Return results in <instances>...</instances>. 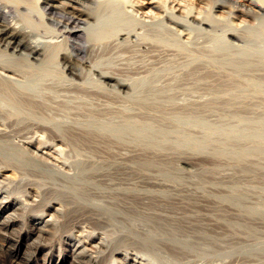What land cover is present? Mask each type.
Listing matches in <instances>:
<instances>
[{
  "label": "rangeland",
  "instance_id": "374dc122",
  "mask_svg": "<svg viewBox=\"0 0 264 264\" xmlns=\"http://www.w3.org/2000/svg\"><path fill=\"white\" fill-rule=\"evenodd\" d=\"M60 1L54 10L44 8L43 0L1 1L10 10L9 16L0 14V25H25L42 46L48 42L57 46L51 45L54 49L50 52L52 48L46 45L47 52L32 55L23 48L12 49L0 34V152L8 160H20L11 165L15 160L7 162L0 157V169L11 167L17 177L5 179L4 185L19 186L14 193H30L31 198H37L32 193L48 196L59 189L85 192L90 200L93 194L89 193H96L92 198L102 199H95L102 206L106 199L105 206L114 208L111 210L123 225L107 224L113 221L111 215L105 227H94L86 215L78 214L70 221L72 225L66 223L67 214L56 213L61 219L60 231L54 239L44 235L38 243L34 237L27 240L20 236L18 229L6 230L9 235L0 229V243L5 244H0V264H62L58 259L61 245L68 250L72 247L66 240L69 232L76 231L75 239L84 240L91 230L110 233L115 228L123 234L129 227L138 230L139 224L145 227L139 229L141 235L152 233L155 241L166 235L169 241L174 239L173 245L182 249L183 255L166 246L162 252L175 254L177 260L164 254L172 264H264V0H103L105 10H99L100 17L95 8L89 9L93 4ZM82 9L97 16L92 14L95 21L91 18L82 24V37L73 38L68 27L76 11ZM67 59L79 79L69 72ZM114 193H140L141 197L135 204L137 198L130 196L124 201L119 196L123 201L119 203ZM40 201L26 210L25 228H33L31 216L42 212ZM127 203L130 205L125 208ZM131 206L134 214L128 210ZM135 208L151 219L144 221ZM125 209L132 216L125 214ZM20 212L18 217L23 219ZM153 215L158 222L163 217L161 226L156 227ZM131 217L133 221H129ZM122 218H127L128 224ZM164 223L165 229H180L181 225L182 229L165 231L178 233L176 236L164 231L166 235H161V230L158 235V229L165 230ZM202 226L207 228L202 229V234L204 230L207 233L205 239L195 231L200 228L201 232ZM159 240L160 249L152 244V249L157 248H149V252L162 251L164 241ZM180 245H187L184 248H191L190 252ZM87 246L88 253L96 250ZM121 246L112 253L107 250L106 264L119 252L146 256L142 244ZM48 249L53 256H44ZM159 254L157 260L151 258L159 261Z\"/></svg>",
  "mask_w": 264,
  "mask_h": 264
},
{
  "label": "bare ground",
  "instance_id": "6f19581e",
  "mask_svg": "<svg viewBox=\"0 0 264 264\" xmlns=\"http://www.w3.org/2000/svg\"><path fill=\"white\" fill-rule=\"evenodd\" d=\"M2 0H0V2H1ZM4 1H8V2H10V1H13V0H4ZM24 1V0H23ZM38 1V0H37ZM60 0H43V4H44V8H47V9H49V10H54V9H57V8H59L60 7V5H61V3H62V1H60ZM74 1H80V0H74ZM82 1H84L85 3H87V4H93V5H95L94 7H90V5H89V9H94V12H95V10L97 11V13L96 14H98V16L99 15H101L102 13H98L99 12V10L101 9V12H102V10L104 9L103 7H104V5L105 4H103V3H105V2H103V0H98V1H96V0H81V2ZM100 1V2H99ZM107 1V0H106ZM14 2L15 3H20V2H22V0H14ZM63 2L66 4V2L63 0ZM69 2V1H68ZM80 2V3H81ZM114 2H117V1H114ZM113 2V3H114ZM262 2V1H261ZM3 3V4H2ZM72 3V2H71ZM83 3V2H82ZM263 3H264V1H263ZM103 4V5H102ZM110 4H112V3H110ZM15 5V4H14ZM78 5V4H77ZM92 5V6H93ZM106 5H108V4H106ZM41 6V5H40ZM69 6V5H68ZM101 6H103V7H101ZM110 6V5H109ZM6 7L8 8V6H7V3H4V2H1L0 3V14H3V15H5V17L8 15V12H9V10L8 9H6ZM62 7V6H61ZM78 7V6H77ZM105 7H107V6H105ZM103 8V9H102ZM14 9H16V8H14ZM86 9V8H85ZM65 10V9H64ZM68 10V9H67ZM83 10V9H82ZM82 10H78V11H76V15L75 16H73L72 18H74L71 22H70V24H69V29H68V33H69V36H72L73 38L74 37H80L84 32H83V28H82V24L84 23V22H86V21H90V19L91 18H93L92 17V12L93 11H89V12H86V11H82ZM105 10V9H104ZM107 10V9H106ZM111 10V9H110ZM15 11V10H14ZM16 11H18V10H16ZM116 11H117V8H116ZM116 11H115V13H116ZM34 12V11H33ZM52 12V11H51ZM18 13V12H17ZM30 13V12H29ZM104 13V12H103ZM15 14V13H14ZM19 14V13H18ZM75 14V13H74ZM105 14V13H104ZM108 14V13H107ZM112 14V13H111ZM94 16H97V15H95V14H93ZM113 15H114V13H113ZM119 15H120V13H119ZM9 16V15H8ZM20 16V15H19ZM26 16V15H25ZM110 16V15H109ZM121 16V15H120ZM12 17V16H11ZM68 17V16H67ZM100 17V16H99ZM99 17H96V18H98V19H100ZM111 17V16H110ZM113 18V17H112ZM120 18V17H119ZM126 18V17H125ZM28 19V18H27ZM94 19V18H93ZM92 19V20H93ZM103 19V18H102ZM108 19H110V18H108ZM118 19V18H117ZM124 19V18H123ZM205 19V18H204ZM18 20V19H17ZM94 21H95V19H94ZM118 21V20H117ZM124 21V20H123ZM122 21V22H123ZM12 22V21H11ZM30 22V21H29ZM28 22V23H29ZM33 22V21H32ZM59 22V21H58ZM100 22V21H99ZM111 22V21H110ZM110 22H109V24H110ZM126 22V21H125ZM31 23V22H30ZM97 23V22H96ZM103 23V22H102ZM107 22H105V24H106ZM117 23V22H116ZM120 23V22H119ZM119 23H117L118 25H119ZM127 23H129L128 22V20H127ZM31 24H34V22L33 23H31ZM66 24V23H65ZM88 24V23H87ZM108 24V25H109ZM116 24V25H117ZM130 24H131V22H130ZM129 24V25H130ZM30 25V24H29ZM92 25V24H91ZM101 25V24H100ZM116 25H114L113 27H115ZM36 26V25H35ZM85 26V25H84ZM89 26V25H88ZM111 26V25H110ZM124 26V25H123ZM127 26V25H126ZM125 26V27H126ZM24 27H25V25H24ZM24 27H20V26H17V25H15V23L14 24H12V23H6V24H1L0 25V34L2 35V37L4 38V40H5V42H7V44L9 45V47H11L12 49H14V50H17V49H26V50H28L29 52V54H32V55H38V56H40L42 53H43V51H45L46 49H44L45 47H46V45L44 46H42L38 41H36V40H33V37L30 35V33L27 31V29L25 30L24 29ZM31 27V26H30ZM94 27H95V25H94ZM106 27H108V26H106ZM119 27H120V25H119ZM127 27H129V26H127ZM126 27V28H127ZM109 28V27H108ZM117 29H118V26L116 27ZM124 28V27H123ZM89 29H91V28H89ZM64 30V29H63ZM106 30V29H105ZM119 30H121V28L119 29ZM95 31H96V29H95ZM94 31V32H95ZM112 31V30H111ZM115 31V28L113 29V31L112 32H114ZM117 31V30H116ZM93 32V33H94ZM34 33V32H33ZM62 33V32H61ZM97 32H95V34H96ZM101 33H103V32H101ZM85 34V33H84ZM83 34V35H84ZM87 34H88V32H87ZM92 33H90L89 35H91ZM67 35V34H66ZM89 35H86L85 36V38L87 37V36H89ZM97 35H98V33H97ZM102 35H106V37L105 36H102V37H104V38H107V34H102ZM110 35H112V34H110ZM92 36V35H91ZM90 36V37H91ZM98 36H101L100 34L98 35ZM108 36H109V33H108ZM82 37V36H81ZM90 37H87V38H90ZM77 39V38H76ZM90 39H92V38H90ZM37 40H38V38H37ZM88 40V39H87ZM124 40V39H123ZM127 40V39H126ZM173 40H175V39H173ZM177 40V39H176ZM175 40V41H176ZM41 41H42V39H41ZM47 41V40H46ZM67 41V40H66ZM54 42V41H53ZM42 43H43V41H42ZM55 43V42H54ZM57 44V43H56ZM48 45H50V47L52 48V46L54 47L55 45H53V44H50L49 42H48ZM48 45H47V47H48ZM52 45V46H51ZM60 45V44H59ZM82 46V45H81ZM7 47V46H6ZM44 47V48H43ZM46 47V48H47ZM49 47V48H50ZM55 47H57V46H55ZM54 48H52V49H50V52H51V50H53ZM55 49H57V48H55ZM22 51H24V50H22ZM46 52H47V50H46ZM49 52V53H50ZM22 53V52H21ZM54 53H55V51H54ZM57 53V52H56ZM28 54V55H29ZM45 54V53H44ZM51 54H53V53H50V55ZM58 54V53H57ZM57 54L55 55V57H56V59H57ZM48 55V54H47ZM46 55V56H47ZM49 55V56H50ZM54 55H53V57H54ZM26 56H27V54H26ZM31 56V55H30ZM52 57V56H51ZM50 57V58H51ZM54 57V58H55ZM27 58V57H26ZM29 58V57H28ZM47 58V57H46ZM45 59V58H44ZM48 59V58H47ZM71 59V58H70ZM28 60V59H27ZM46 60V59H45ZM44 60V61H45ZM52 60H53V58H52ZM9 61V60H8ZM67 63H68V65H70L69 66V72L74 76V77H79L80 75H78L77 74V72L76 71H74L73 70V66L71 65V61L70 60H68L67 59V61H66ZM56 63H57V60H56ZM51 67H52V65H50ZM57 66V65H56ZM50 67V68H51ZM55 67V66H54ZM75 68V67H74ZM45 69V68H44ZM55 70H53V72H54ZM82 71V70H81ZM86 76V75H85ZM80 78V77H79ZM78 78V79H79ZM90 78V77H89ZM12 81V80H11ZM117 82V81H116ZM1 84V83H0ZM119 85L120 86H122V87H125V84H123V83H120L119 82ZM116 86V85H115ZM128 89V88H127ZM1 91H3V90H1ZM17 91V90H16ZM14 92V91H13ZM6 93V92H5ZM14 94V93H13ZM15 95V94H14ZM17 96V95H16ZM15 99V98H14ZM17 99V98H16ZM10 100V99H9ZM21 100V99H20ZM3 101V100H2ZM19 100H16V103H19V102H21V101H19ZM29 101V100H28ZM22 104V103H21ZM8 105V104H7ZM1 109V108H0ZM2 111V110H1ZM38 112V111H37ZM1 113V112H0ZM3 114V113H2ZM8 115H9V113H8ZM3 116V115H2ZM5 116V115H4ZM84 116V115H83ZM86 116V115H85ZM85 116H84V118H85ZM8 117V116H7ZM10 117V116H9ZM22 117H23V115H22ZM51 117H53L52 115H51ZM56 117V116H55ZM61 117V116H60ZM59 117V118H60ZM70 117V116H69ZM87 117V116H86ZM41 118V117H40ZM58 118V117H57ZM61 118H64V116L62 115V117ZM82 118V117H81ZM8 119V118H7ZM10 119H12V118H10ZM53 119V118H52ZM68 119V118H67ZM21 120V118L19 119V121ZM43 120V119H42ZM45 120H48V118L47 119H45ZM103 120V119H102ZM18 121V122H19ZM14 122V121H13ZM47 122H50V120L49 121H47ZM56 124V123H55ZM23 125V124H22ZM54 125V124H53ZM116 125V124H115ZM46 126V125H45ZM44 126V128H46ZM61 126V125H60ZM64 126V125H63ZM12 127V126H11ZM59 127V126H58ZM9 128V127H8ZM59 128H62V127H59ZM70 128V127H69ZM91 128V127H90ZM1 129V128H0ZM21 129V128H20ZM52 129V128H51ZM4 130V129H3ZM49 130V129H48ZM63 130V129H62ZM46 131V130H45ZM48 133V132H47ZM13 134V133H12ZM94 134V133H93ZM2 135V134H1ZM9 135V134H8ZM52 135V134H51ZM123 135V134H122ZM2 136H4V135H2ZM84 136V135H83ZM96 136V135H95ZM94 136V137H95ZM41 137H42V135H41ZM90 137V136H89ZM16 139V138H15ZM18 139V138H17ZM30 140V139H29ZM79 140V139H78ZM5 141V140H4ZM11 144V143H10ZM13 144V143H12ZM151 145V144H150ZM153 146V145H152ZM4 148V147H3ZM8 148H10V147H8ZM8 148H6V149H8ZM5 149V150H6ZM10 149H14L13 147L12 148H10ZM31 149V148H30ZM1 150V149H0ZM5 150H3V151H5ZM38 151H39V149H37ZM7 151V150H6ZM58 151V150H57ZM9 153H11V152H9ZM18 153V152H17ZM19 154V153H18ZM32 154V153H31ZM94 154V153H93ZM12 155V154H11ZM22 155V154H21ZM34 155V154H33ZM36 155H38L37 153H36ZM35 155V156H36ZM43 155V154H42ZM143 155V154H142ZM146 155H148V154H146ZM156 155V154H155ZM12 156H14V155H12ZM32 156V155H31ZM38 156H40V155H38ZM0 157L2 158L3 157V155H2V152H0ZM11 157V156H10ZM34 157V156H33ZM37 157V156H36ZM42 157V156H41ZM40 157V158H41ZM4 158H5V160L8 162V161H10V160H15L14 158H9V160H8V157L7 156H4L2 159L4 160ZM31 158V157H30ZM40 158H39V161H40ZM43 158V157H42ZM41 158V159H42ZM38 159V158H37ZM16 160H19V159H16ZM16 160H15V163H14V161H12V162H10L9 164H16ZM2 161V160H1ZM20 161V160H19ZM19 161H17L18 163H19ZM23 161H25V160H23ZM109 161V160H108ZM147 161V160H146ZM22 162V161H21ZM20 162V163H21ZM41 162V161H40ZM152 163V162H151ZM4 164V163H3ZM11 164V165H12ZM31 164V163H30ZM41 164V163H40ZM39 164V165H40ZM21 165V164H20ZM50 165V164H49ZM11 168V167H10ZM10 168H2V169H0V176L2 177V179H3V181H2V183H3V185H4V182L6 181L5 179H14L15 180V174H14V170L12 171ZM15 169V168H14ZM29 169V168H28ZM16 170V169H15ZM40 172V171H39ZM41 173V172H40ZM17 174V173H16ZM37 174V173H36ZM43 175V174H42ZM17 176H18V174H17ZM41 177V176H40ZM39 177V178H40ZM52 177V176H51ZM75 177V176H74ZM17 178V177H16ZM1 179V178H0ZM5 180V181H4ZM14 180H12V181H14ZM19 180V179H18ZM54 180V179H53ZM1 181H0V183H1ZM38 181H40V180H38ZM43 181V180H42ZM109 181V180H108ZM44 182V181H43ZM42 182V183H43ZM45 182H46V180H45ZM1 183V184H2ZM9 183V182H8ZM8 183H7V186H5V188H2V186H0V229L2 230V231H4L5 230V232H7L8 233V231H6V230H11V231H15L16 229H18V230H16V231H18L19 232V235L20 236H23V237H25L27 240H29L30 238H32V237H34V241L36 242L37 241V243H38V241L40 240V239H42L43 240V237H44V235H48V236H51V237H53L52 239H54V237L57 235V233H58V230H59V225H61V224H59L60 222H61V219H58V218H56L55 217V214L57 213L58 214V216L60 215V216H64L65 214H67V216L69 217H67L68 218V220H67V222L66 221H64V222H66V223H68V222H70L71 220H74V219H76V214H78L79 216L80 215H86V219H88L91 223H89L90 225L92 224V226H94V227H105V225H104V223L106 222L107 223V221L109 220L110 221V216L112 215V218H111V221H112V223L111 222H109V223H107V224H109V225H111V226H113V224L114 223H119L120 221H121V217H120V219H116V217H119V216H117L118 214L113 210H111V209H114L112 206H115V205H113V204H116L115 202L112 204V203H110V201H109V203L111 204V209H110V207H108V206H105L106 204H107V202L108 201H105V200H103L102 202H106V204L104 205V206H102L99 202H96L95 201V199H96V197H95V199L94 198H92V196L93 195H95L96 196V193H89V194H93L92 196L91 195H88L87 193H86V195H88V196H91V200L90 201H87L88 199H87V197L86 196H84V194H85V192L84 193H79L78 191H73V192H76V193H64V190L63 189H59V191H58V193L56 192V193H48V196L46 195L47 193H32L34 196H36L37 198H31V196H29L30 195V193H14V189H15V191H18V188H19V186H18V188H16V186L14 185L15 183L18 185V183H17V181L13 184V186H15V187H13V188H11V183H9L10 185L8 186ZM53 183V182H52ZM56 183V182H55ZM60 183V182H59ZM5 184H6V182H5ZM20 184V183H19ZM22 184V183H21ZM48 184H50V183H48ZM23 185V184H22ZM41 185V184H40ZM59 185V184H58ZM3 186V187H4ZM36 186V185H35ZM60 186V185H59ZM24 186H22V188H23ZM37 187V186H36ZM40 187V186H39ZM85 188V187H84ZM20 189H21V186H20ZM20 189H19V191H20ZM41 189H42V186H41ZM48 189H50L49 187H48ZM75 189H77V188H75ZM75 189H73V190H75ZM22 190V189H21ZM36 190V189H35ZM39 190V189H38ZM51 191H53V192H55V191H57V190H53V189H50ZM63 190V191H62ZM40 191V190H39ZM42 191V190H41ZM66 191V190H65ZM20 192H23V191H20ZM38 192V191H37ZM50 192V191H49ZM63 192V193H62ZM78 192V193H77ZM82 192V191H81ZM102 194V193H101ZM100 194V195H101ZM108 194H110L109 196L111 197L112 195V193H108ZM115 195H113V197H116V195H117V197L115 198L116 200L118 199V198H120L119 196H121L122 197V199L124 198H126V200L128 199V197L130 198V196H131V198L130 199H132L133 197L136 199L137 198V200H136V202L133 200V202L136 204L137 203V201H138V197H139V194L140 193H114ZM159 194V193H158ZM104 195V194H103ZM106 195V194H105ZM166 195V194H165ZM99 196V195H98ZM133 196V197H132ZM99 197H101V196H99ZM99 197H97V198H99ZM141 197V196H140ZM139 197V198H140ZM102 198V197H101ZM112 198V197H111ZM110 198V199H111ZM54 199H56L57 201H61V203H58L57 205H55L54 203H52V201L54 200ZM92 199H94V200H92ZM123 199V200H124ZM38 200H42V201H40V202H42L43 203V205H44V208L42 209V207L40 208L41 210H42V212H40V213H37V214H35V216H31V218H32V221H33V228H29V229H27V228H25L24 227V224H26V222H25V219H26V210H28L29 209V207L31 206V205H33L34 203H38ZM96 200H98V199H96ZM102 199H100V200H98V201H101ZM109 200V199H108ZM115 200V201H116ZM119 200V199H118ZM126 200H124V201H126ZM111 201H112V199H111ZM122 200H119L118 202L120 203ZM123 202V201H122ZM121 202V203H122ZM127 202H129V203H131V201H127ZM108 203V204H109ZM134 203H131V204H134ZM124 204V203H123ZM128 204V203H127ZM120 205V204H119ZM122 205V204H121ZM126 205V204H125ZM129 205L130 204H128V206L127 207H125V208H128L129 207ZM117 206H118V203H117ZM133 207H135V205H132ZM132 206H131V208H132ZM117 208H120L119 206L117 207ZM131 208H129L128 210H130V213H133L134 212V210H133V208L131 209ZM156 208V207H155ZM136 210H135V212L137 211V209L138 208H135ZM8 210H11V211H8ZM19 210L21 211L20 212V216H22L23 217V219H20V217H18V212H19ZM128 210H124V211H127V213H125V214H129V212H128ZM131 210H133L132 212H131ZM122 211H123V207H122ZM6 212H7V215H4V216H2V214H6ZM137 212H140L139 211V209H138V211ZM136 212V213H137ZM28 213V212H27ZM117 215H116V214ZM147 213V212H146ZM68 214H73L72 216H69ZM121 214H123V213H121ZM124 214V215H125ZM134 214V213H133ZM137 214H140L139 216L141 217V213H137ZM78 215H77V218L79 219V217H78ZM28 216H29V213H28ZM121 216H123V215H121ZM129 216H132V214H129ZM128 216V217H129ZM144 216V214L142 215V217ZM145 216H147V215H145ZM154 216V215H153ZM159 216V215H158ZM83 217V216H82ZM124 217V216H123ZM127 217V216H126ZM133 217H136V215L134 216L133 215ZM138 217V216H137ZM155 217V219L154 220H158L157 219V217L156 216H154ZM28 218V217H27ZM107 218H109L108 220H107ZM132 218V217H131ZM163 217H161L160 216V223L162 224L164 221H162L161 219H162ZM125 219H127V218H125ZM124 218H122V221L123 222H125L126 220H125ZM141 219V218H140ZM151 218H147V219H145L144 217H143V220L144 221H147V220H150ZM153 219H152V222L153 223H155L154 221H153ZM165 219H166V217H165ZM171 219V218H170ZM179 219V218H178ZM125 220V221H124ZM143 220H141L139 223H141ZM129 221H133V218L130 220L129 219ZM171 221V220H170ZM134 222H135V219H134ZM158 222V221H157ZM157 222H156V224L155 225H157L156 227H158V225L159 226H161V224L159 223V224H157ZM71 223V222H70ZM79 223V222H78ZM131 223V222H130ZM152 223V224H153ZM171 223H172V221H171ZM199 223V222H198ZM65 224V223H64ZM72 224V223H71ZM73 224H74V222H73ZM72 224V225H73ZM106 224V225H107ZM125 224V223H124ZM126 224H128V221H126ZM125 224V225H126ZM150 225V226H153V225ZM165 224V223H164ZM163 224V227L164 226H166V224L164 225ZM168 224V223H167ZM170 224V223H169ZM168 224V226H171V224L169 225ZM178 224V223H177ZM218 224V223H217ZM66 225V224H65ZM83 225V224H82ZM116 225V224H115ZM119 225H123L122 223L120 224H118V226ZM124 225V226H125ZM130 225H132V224H130ZM130 225H128V226H130ZM135 225H137L138 226V223L136 224V222L133 224V226H135ZM141 224H139V226L138 227H140L141 229L142 228H144V230H145V227L143 226V227H141L140 226ZM173 226H175L176 224H172ZM17 226H20L19 228L17 227ZM29 226V225H28ZM81 226V225H80ZM91 226V227H92ZM137 226H135V227H137ZM182 226V225H181ZM181 226H180V229H182L181 228ZM196 226V225H195ZM73 227H76V225H74ZM108 227V226H107ZM115 227V226H114ZM116 227H117V225H116ZM154 228H155V226H153ZM167 227V226H166ZM177 226H175V227H172V228H169L168 227V229H165V227H164V229L165 230H163V229H158V235H159V233H160V230H161V235H166V234H168V233H166L165 231L166 230H168L167 232H169L170 233V231H171V229L173 230V228L174 229H178V227L176 228ZM222 227V226H221ZM69 228V227H68ZM77 228V227H76ZM83 228V230L85 229V231H86V228H84V227H82ZM109 228V227H108ZM121 228H123V226L121 227ZM140 228H138V230H136L137 228H134V227H129V229H125V227L123 228V229H120L121 230V232H122V230H123V232H124V230H126L125 232L126 233H121L122 234V237L120 236L121 234H119V233H117L118 232V230H117V232H115L116 230H115V228L112 230V228H111V230L112 231H110V233L107 231H104L103 233L102 232H95V231H93V230H91V231H88L87 232V234L85 235L86 236V239H84V240H79V238L78 239H75V235L73 234V233H76V231L75 232H73V233H70L69 232V234L68 235H66V240H68V243L71 241L72 243H71V245H72V247H71V250H68V249H66L64 246L62 247V245H61V248H60V252H59V254H58V256H59V261L62 263H64V262H68L69 260H70V262H71V264H86V263H88V264H106L104 261H105V259H106V257H107V255H109V253L106 255V252H107V250H109L108 252H111L112 253V251H115L116 250V248L117 247H119L120 248V246L121 245H124V244H132L133 243V245L135 244V243H139V245H143L144 246V250L146 251L145 253V255L146 256H143V255H138V254H131V252H119L118 254H119V256L118 257H116V256H114V258L112 259L111 257H112V255H111V257H110V260H111V264H172V262H170V259L168 258V259H166L167 257H170V256H174L175 254L173 253L172 254V252L173 251H178V250H176V249H179V248H175V246L173 245V240L172 241H169L170 239L169 238H167V235H166V238L168 239V241L166 240V238H165V240H164V238L162 237L161 238V240L163 239V241H164V243H163V249H162V251L161 252H159V253H161L162 254V252L164 251V248H165V246L167 247L166 249H168V247L170 248V251H171V249H172V252H170L169 250H167L168 252L166 253V252H164V254L166 253V254H168L167 255V257H166V255H164V254H162V255H164V257H162V255H160L159 253H158V251H154V252H157L156 254H159V256H160V259L158 258V260L159 261H156L157 259H156V254H153L152 252H149L148 250H149V248H151V247H153L152 246V244H154V245H156L157 244V242H158V240H159V237H158V240H156L155 241V239L153 238V237H156L155 235L152 237V233L151 234H149V235H147V233H146V235H145V233L143 234V235H141L142 234V232L140 231L139 232V229ZM161 228V227H160ZM192 228V227H191ZM194 228V227H193ZM94 229V228H93ZM149 229V228H148ZM180 229H178L179 231H180ZM187 229V228H186ZM197 228H195V231L196 232H198V233H201L202 234V232H203V230L202 229H207V228H204V226H202L201 227V232H200V228L199 229H197ZM9 230V231H10ZM68 230V229H67ZM78 231H79V229H77ZM115 230V231H114ZM144 230H142V231H144ZM147 230V229H146ZM152 230V229H151ZM154 230H157V229H154ZM10 231V232H11ZM60 231V230H59ZM62 231V230H61ZM74 231V230H73ZM80 231H81V229H80ZM79 231V232H80ZM85 231L83 232V233H85ZM114 231V232H113ZM166 233H164V232ZM176 232H177V230H175ZM194 231V230H193ZM192 231V232H193ZM1 232V231H0ZM9 232V233H10ZM12 232V233H13ZM72 232V231H71ZM149 232V231H148ZM151 232V231H150ZM208 232V231H207ZM9 233H8V235H9ZM82 233V231L80 232V234ZM164 233V234H163ZM189 233V232H188ZM195 233V232H194ZM194 233L192 234V235H194ZM206 233V231L204 230V236L207 234H205ZM212 233V232H211ZM218 233V232H217ZM172 235H175V233L173 234V231H172V233H171ZM171 234H168V235H171ZM183 234V233H182ZM197 236H198V234L197 233H195ZM203 234H202V237H203ZM78 235V234H77ZM124 235V236H123ZM176 235H178V233H176ZM175 235V236H176ZM186 235V234H185ZM200 235V234H199ZM208 235H209V233H208ZM3 236V235H2ZM12 236H14V235H12ZM83 236V235H82ZM174 236V237H175ZM183 236V235H182ZM187 236V235H186ZM189 236V235H188ZM207 236V235H206ZM206 236L203 238V239H205L206 238ZM212 236V235H211ZM219 236V235H218ZM161 237V236H160ZM169 237V236H168ZM185 237V236H184ZM199 237V236H198ZM202 237H200V239H202ZM209 237V236H208ZM6 238V237H5ZM77 238V237H76ZM83 237H80V239H82ZM178 238V237H177ZM180 238H181V236H180ZM195 238V237H194ZM1 239V238H0ZM51 239V240H52ZM157 239V238H156ZM179 239V238H178ZM178 239H176V240H178ZM182 239H183V237H182ZM184 239H187V238H184ZM183 239V240H184ZM197 239V238H196ZM217 239V238H216ZM218 239H220V238H218ZM217 239V240H218ZM6 240V239H5ZM65 240V239H64ZM66 240H65V242H66ZM161 240H159V241H161ZM181 240V239H180ZM182 240V242H187V240L186 241H183ZM188 240H189V238H188ZM191 240V239H190ZM1 241V240H0ZM211 241V240H210ZM32 242V241H31ZM44 242V241H43ZM130 242V243H129ZM176 242V241H175ZM175 242H174V244H175ZM189 242V241H188ZM191 242V241H190ZM217 242V241H216ZM40 243H41V241H40ZM39 243V244H40ZM176 243H180L179 242V240L176 242ZM192 243V242H191ZM200 243V242H199ZM198 243V244H199ZM203 243H204V241H203ZM202 243V244H203ZM206 243V242H205ZM211 243V242H210ZM212 243H213V241H212ZM215 243V242H214ZM220 243V242H219ZM1 244V243H0ZM2 244L3 245H5L4 244V242H2ZM1 244V245H2ZM13 244V243H12ZM33 244H34V242H33ZM42 244V243H41ZM63 244V243H62ZM180 244H183V243H180ZM188 244V243H187ZM50 245H53V244H50ZM87 245H90V246H92V247H96V250L94 249L92 252H90V253H88V246ZM151 245V246H150ZM159 244H157L156 246H158ZM184 245V244H183ZM183 245H180L179 247H181V248H184L185 246H187V245H185L184 247H182ZM188 245H190V244H188ZM195 245H196V243H195ZM200 245V244H199ZM36 246V245H35ZM142 246V247H143ZM150 246V247H149ZM155 246V247H156ZM162 245L160 244L159 245V247L157 248V249H160V247H161ZM176 246H178V245H176ZM191 246V245H190ZM203 246V245H202ZM212 246H213V244H212ZM2 247V246H1ZM37 247V246H36ZM122 247V246H121ZM124 247V246H123ZM142 247L140 248V246H139V248H140V250L142 249ZM146 247V248H145ZM155 247L153 248V249H155ZM189 247V246H188ZM195 247V246H194ZM197 247V246H196ZM11 248V247H10ZM97 248H98V250H97ZM138 248V247H137ZM187 248V247H186ZM193 248V247H192ZM199 248V247H198ZM201 248H204V252L206 251V248L205 247H201ZM200 248V249H201ZM210 248V247H209ZM208 248V249H209ZM78 249H80V250H78ZM152 249V248H151ZM152 249V250H153ZM191 249V248H190ZM189 249V250H190ZM207 249V250H208ZM44 250V249H43ZM127 250V249H126ZM135 250V249H134ZM180 250V249H179ZM184 251H186L187 249H183ZM189 250H187V252L189 251ZM197 250V249H196ZM212 249H210V250H208L209 252L211 251ZM48 251L49 252H46V254L44 253V256L46 255V256H53V253H52V251L51 250H49L48 249ZM120 251H121V249H120ZM142 251V250H141ZM166 251V250H165ZM181 251H182V249H181ZM181 251H178L179 252V254H181ZM117 252V251H116ZM115 252V253H116ZM186 252V253H187ZM190 252V251H189ZM209 252H206V253H209ZM212 252V251H211ZM137 253V252H136ZM171 253V254H170ZM175 253H177V252H175ZM183 253V252H182ZM184 254V255H186L187 256V254ZM221 253V252H220ZM224 253V252H223ZM143 254H144V252H143ZM213 254V253H212ZM170 255V256H169ZM177 255H178V253H177ZM176 255V256H177ZM183 254H181L180 256H182ZM194 255H196V254H194ZM209 255V254H208ZM33 256V255H32ZM57 256V257H58ZM110 256V255H109ZM109 256H108V258H109ZM147 256H148V258H147ZM153 256H155V259L156 260H153L151 257H153ZM172 256V257H173ZM179 256V255H178ZM178 257V258H182V257ZM193 256V255H192ZM49 257V258H50ZM80 257H82L81 259H80ZM144 257H146V258H144ZM166 257V258H165ZM187 257H189V256H187ZM186 257V258H187ZM16 258V257H15ZM38 258V257H37ZM47 258V257H46ZM45 258V259H46ZM151 258V259H150ZM176 257L174 256L173 258H171V260H177V259H175ZM183 258H185V257H183ZM220 258V257H219ZM147 259V260H146ZM187 259H189V258H187ZM179 260V259H178ZM181 260V259H180ZM184 260V259H183ZM178 262H180V261H178ZM178 262H177V264H178ZM183 262V261H182ZM62 263V264H63ZM185 263V262H184ZM46 264V263H45ZM174 264H176L175 262H174Z\"/></svg>",
  "mask_w": 264,
  "mask_h": 264
}]
</instances>
